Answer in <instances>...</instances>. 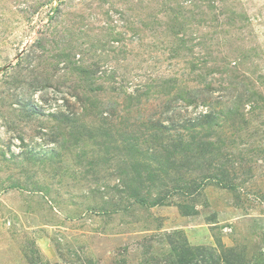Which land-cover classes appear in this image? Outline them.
<instances>
[{"label":"rangeland","instance_id":"rangeland-1","mask_svg":"<svg viewBox=\"0 0 264 264\" xmlns=\"http://www.w3.org/2000/svg\"><path fill=\"white\" fill-rule=\"evenodd\" d=\"M185 240L264 264V0H0V264Z\"/></svg>","mask_w":264,"mask_h":264},{"label":"trees","instance_id":"trees-1","mask_svg":"<svg viewBox=\"0 0 264 264\" xmlns=\"http://www.w3.org/2000/svg\"><path fill=\"white\" fill-rule=\"evenodd\" d=\"M204 143L212 144L211 141ZM160 201L161 199L159 198L153 203H159ZM178 207L183 215H193L197 213L193 203H180ZM171 243L175 254H177V264H221L220 259H223L225 264H235V259L239 261L243 259L241 254H237V252L231 248L227 250L223 248L222 253L217 257L215 248H204L199 246L194 248L190 246L186 240L184 243L180 244V246H177L174 242Z\"/></svg>","mask_w":264,"mask_h":264}]
</instances>
